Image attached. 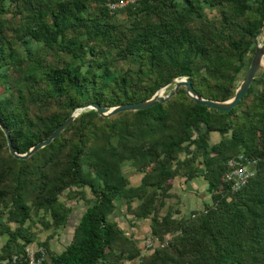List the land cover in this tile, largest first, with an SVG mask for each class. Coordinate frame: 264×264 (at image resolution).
<instances>
[{
    "label": "trees",
    "instance_id": "16d2710c",
    "mask_svg": "<svg viewBox=\"0 0 264 264\" xmlns=\"http://www.w3.org/2000/svg\"><path fill=\"white\" fill-rule=\"evenodd\" d=\"M118 1L0 0V122L17 152L79 104L142 101L171 78H190L208 99L233 97L264 0H136L110 10ZM212 133L220 137L214 143ZM239 154L256 161L255 173L232 191L226 162ZM125 163L140 174L138 184ZM176 177H201L210 201L186 217L162 213ZM65 191L85 209L54 252L49 238L72 211L60 200ZM117 210L130 226L147 219L148 235L167 243L142 254L115 221ZM34 217L52 230L35 243L43 264H264V70L229 111L196 104L180 87L144 109L82 111L26 159L10 155L0 129V264H28Z\"/></svg>",
    "mask_w": 264,
    "mask_h": 264
},
{
    "label": "water",
    "instance_id": "95a60500",
    "mask_svg": "<svg viewBox=\"0 0 264 264\" xmlns=\"http://www.w3.org/2000/svg\"><path fill=\"white\" fill-rule=\"evenodd\" d=\"M264 29V22L262 23L261 27L253 36V45H254V53L250 60V63L245 70L244 74L242 75L241 79L238 81L237 87L235 89L234 95L232 98L219 101L208 99L202 97L193 87L190 78L188 77H178V78H171L166 81L163 85H161L153 95L149 98L134 102V103H121L115 106H104L100 105L97 102L86 101L82 104L77 105L68 117L62 121L59 125H57L53 131L43 140L35 143L31 146L26 152L19 153L15 150L9 131L7 128L0 122V129L4 133L6 144L8 148V152L11 156L16 159H26L31 156L35 151L38 149L48 145L55 137H57L73 120L76 116H78L82 111L93 109L95 110L100 116L109 117L115 113L121 111H134L139 109H144L151 107L152 105L156 104L157 102H165L171 96H173L178 88L184 87L185 94L188 98L193 100L196 104L205 105L209 108L221 110V111H229L235 105L238 104L242 96L248 91V88L255 78L257 72L259 70H264V37L261 42L258 41V37L262 30ZM172 86L171 91H169L166 95L162 93L166 88Z\"/></svg>",
    "mask_w": 264,
    "mask_h": 264
},
{
    "label": "rangeland",
    "instance_id": "374dc122",
    "mask_svg": "<svg viewBox=\"0 0 264 264\" xmlns=\"http://www.w3.org/2000/svg\"><path fill=\"white\" fill-rule=\"evenodd\" d=\"M206 11L209 13V15L212 14V11L210 9L206 8ZM123 16L124 15L120 12H118L116 14V17L118 19L123 18ZM263 37H264V29L260 33V35L258 37V41L261 42ZM29 45L33 48H37L40 46V43L35 42V41H31L29 43ZM17 48L19 49V51L23 52L22 46H18ZM244 72H245L244 70L241 72V77L244 74ZM241 77H240V79H241ZM171 89H172V86H169L168 88H166L164 90V92L162 94L166 95L169 91H171ZM219 138L220 137H219L218 133H212L211 138H210V143H214V142L218 141ZM123 172L128 177V179L132 185H136L139 183L140 174L137 173L136 170H134V168H132L129 163H125L123 165ZM182 179L184 180L183 177H176L173 181V185H175V183H185L182 181ZM184 181H186V180H184ZM194 181L196 183L190 189L188 188L189 189L188 190L189 196L186 197V199L182 198L181 201L182 200L183 201L178 202V201H176L175 197H173V196L170 197L166 201V204H165V206L161 212L164 213L167 210L178 211L179 216L186 217V216H189L195 210H197V208H196L197 204L200 203V200L203 199L204 196H207V200L210 201V193L207 189V185L204 182V180L201 177H197V178H194ZM67 194H68L67 191H65L62 194V196H60V200L65 202L67 205H69L72 208V211L69 215L70 221L64 227L57 229L55 231L56 234H54L51 238H49L50 247L54 252H59L65 246V244L70 240L72 230H73V226H74L75 222L78 220L82 211L85 209V204H84L83 199L78 198V197L69 198ZM200 205L203 207V204H200ZM198 209H200V208H198ZM118 220H121V219L120 218L115 219V221H117V222H118ZM126 224H127V222L122 224L125 231H126ZM134 225L135 226H133V227L137 228V233H136L137 237H135V238L138 241V244H142L143 239L145 238V236L148 235L147 227L144 228L143 225H141V224L136 225V222H134ZM124 229H123V231H124ZM32 231L34 232V240H35L34 244L38 241L41 242V241L46 240V238L50 235V233H52L51 229L46 230L43 228V226L41 225V223L39 222L37 217H34V222L32 224ZM133 234H134V232H132V235ZM134 236H135V234H134ZM5 240H6V235H0V247L5 242ZM135 264H137V262Z\"/></svg>",
    "mask_w": 264,
    "mask_h": 264
},
{
    "label": "built area",
    "instance_id": "2783aa9c",
    "mask_svg": "<svg viewBox=\"0 0 264 264\" xmlns=\"http://www.w3.org/2000/svg\"><path fill=\"white\" fill-rule=\"evenodd\" d=\"M136 0H120L118 2L108 4L110 10H114L117 7H122L129 2H134ZM255 160H251L242 154L232 157L227 160V171L225 174V181L229 184L232 191H237L243 187L250 177L255 173L254 164ZM167 242L160 240L158 237H153L151 235L145 236L143 240V247L141 253L145 254L153 250L157 246H163ZM25 255L28 264H43L46 258L45 250L37 244H29L25 247ZM12 261H17L19 259L18 255H13Z\"/></svg>",
    "mask_w": 264,
    "mask_h": 264
},
{
    "label": "crops",
    "instance_id": "0c3cea01",
    "mask_svg": "<svg viewBox=\"0 0 264 264\" xmlns=\"http://www.w3.org/2000/svg\"><path fill=\"white\" fill-rule=\"evenodd\" d=\"M182 181L183 182H185V183H175V185H173V187H172V189H171V193H172V196L173 197H175L176 198V201H178V202H180L181 201V199L182 198H185L186 199V197H188L189 196V193H188V190L192 187V186H194V184L196 183L195 181H194V179L193 180H191V181H184L183 179H182ZM179 184V185H178ZM180 186V187H179ZM181 188V189H180ZM189 188V189H188ZM171 196V197H172ZM209 197V196H208ZM183 201V200H182ZM181 201V202H182ZM207 202H209L208 200H207V196H204V198L203 199H201L200 200V203H198L197 204V209L198 208H201L202 206L200 205V204H204V203H207ZM201 206V207H200ZM121 211L123 212L124 211V205H121ZM121 211H115V214H114V219H116V218H120L121 220H118V223H119V225L123 228V226H122V224H124V223H126L127 222V224H126V231H125V229H124V231H125V233H128V234H132V232H134V234H135V237H137L136 236V233H137V228H135V227H133V226H130L129 225V223H128V221L122 216V215H120V212ZM81 215V214H80ZM70 221V218L68 219V221H67V223L66 224H68V222ZM77 222H78V220L75 222V224H74V226L77 224ZM122 223V224H121ZM137 224H141V225H143V227L144 228H148V224H149V221L147 220V219H143V220H138L137 222H136V225ZM74 226H73V228H74ZM141 247H143V241H142V244H139Z\"/></svg>",
    "mask_w": 264,
    "mask_h": 264
}]
</instances>
